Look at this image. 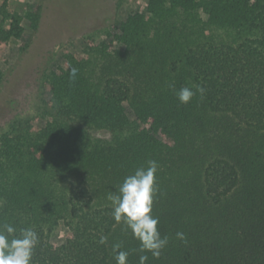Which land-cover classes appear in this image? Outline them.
Returning <instances> with one entry per match:
<instances>
[{
  "label": "trees",
  "instance_id": "obj_1",
  "mask_svg": "<svg viewBox=\"0 0 264 264\" xmlns=\"http://www.w3.org/2000/svg\"><path fill=\"white\" fill-rule=\"evenodd\" d=\"M43 10L28 14L32 35ZM22 19L0 5V63L11 42L32 44ZM75 42L0 125V225L38 233L32 264H116L117 243L127 264H264V0H146ZM8 81L0 68V99ZM182 87L205 91L185 105ZM149 160L158 259L108 199Z\"/></svg>",
  "mask_w": 264,
  "mask_h": 264
},
{
  "label": "rangeland",
  "instance_id": "obj_2",
  "mask_svg": "<svg viewBox=\"0 0 264 264\" xmlns=\"http://www.w3.org/2000/svg\"><path fill=\"white\" fill-rule=\"evenodd\" d=\"M146 0H0L8 9L22 16L25 32L31 35L32 44L27 52L21 51V42H11L0 68L7 72V90L0 99V125L31 104L37 80L43 69L57 66L65 53H76L80 44L75 40L85 33L95 32L138 12ZM44 5L42 25L38 32L30 34L28 14L32 7ZM68 231L62 225L51 237L52 243L65 242Z\"/></svg>",
  "mask_w": 264,
  "mask_h": 264
},
{
  "label": "clouds",
  "instance_id": "obj_3",
  "mask_svg": "<svg viewBox=\"0 0 264 264\" xmlns=\"http://www.w3.org/2000/svg\"><path fill=\"white\" fill-rule=\"evenodd\" d=\"M78 69L72 68L70 78H75ZM204 88L197 87L193 91L182 87L177 92L181 104H189L196 92L204 94ZM158 164L149 160L147 166L137 168L134 173L125 177L118 188L117 194H110L108 199L112 204V216L117 223H123L135 239L140 242V252H150L154 258L161 256L162 250L168 244L167 237H162L159 231V219L153 215L154 198L157 187ZM17 229L11 224L0 225V264H32L35 247L39 243L38 233L31 227ZM177 239L186 242L184 233L177 232ZM107 237L101 236L99 243L105 244ZM121 244L112 246L116 264H127L128 252L121 250ZM147 255L140 256V264H146Z\"/></svg>",
  "mask_w": 264,
  "mask_h": 264
}]
</instances>
